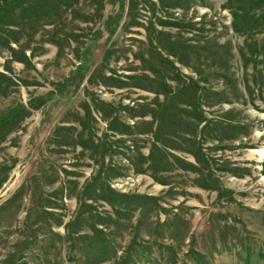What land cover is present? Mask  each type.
<instances>
[{"label":"rangeland","instance_id":"obj_1","mask_svg":"<svg viewBox=\"0 0 264 264\" xmlns=\"http://www.w3.org/2000/svg\"><path fill=\"white\" fill-rule=\"evenodd\" d=\"M117 11L0 0V116L67 83L1 132L0 264H264V0Z\"/></svg>","mask_w":264,"mask_h":264},{"label":"trees","instance_id":"obj_2","mask_svg":"<svg viewBox=\"0 0 264 264\" xmlns=\"http://www.w3.org/2000/svg\"><path fill=\"white\" fill-rule=\"evenodd\" d=\"M114 3H116V5L118 6V11H117L116 15H114L113 18H108V20L106 21V26L108 27L107 29H108L110 34H113L115 29L118 27V25L121 21V18H122V13L124 11V0H114ZM9 12L11 13V11H9ZM9 23L6 25L11 26ZM95 35L96 36H95L94 40L97 41L98 39H100L102 37V32L98 31ZM87 56H89V55H87ZM85 69H86L85 63H82V65L81 64L78 65L76 68L78 73H82ZM81 79H82V77H81ZM66 87H67V83L63 82L61 84H57L55 86L54 91H49L48 93H46L43 96L31 98L25 105L19 104L18 106H15V107L8 109L6 112H4L0 116V135H1V132L3 131V129L5 127L8 128L6 132H10L13 129V127H10V126L13 124L16 125V124L21 123L29 115L31 110H35V109L40 108L49 99H51L54 96H57V97L63 96L65 91H66ZM6 134H4L0 138V143L3 142ZM154 138H155L156 142H163L159 136L158 128L154 134ZM263 166H264V162H263ZM213 187L214 188H209V189L216 191V193L219 195L220 190H219L218 186H213Z\"/></svg>","mask_w":264,"mask_h":264}]
</instances>
